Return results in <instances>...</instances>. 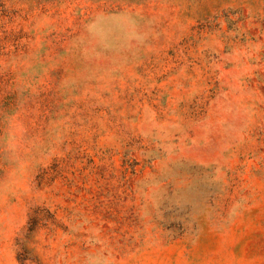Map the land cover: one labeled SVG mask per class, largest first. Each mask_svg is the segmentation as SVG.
Returning <instances> with one entry per match:
<instances>
[{
  "label": "rangeland",
  "instance_id": "obj_1",
  "mask_svg": "<svg viewBox=\"0 0 264 264\" xmlns=\"http://www.w3.org/2000/svg\"><path fill=\"white\" fill-rule=\"evenodd\" d=\"M0 264H264V0H0Z\"/></svg>",
  "mask_w": 264,
  "mask_h": 264
}]
</instances>
